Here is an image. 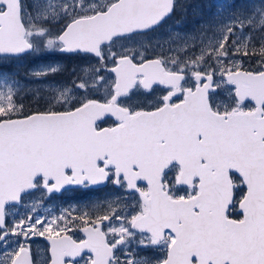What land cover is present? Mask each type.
I'll return each instance as SVG.
<instances>
[{
	"label": "snow or ice",
	"instance_id": "obj_1",
	"mask_svg": "<svg viewBox=\"0 0 264 264\" xmlns=\"http://www.w3.org/2000/svg\"><path fill=\"white\" fill-rule=\"evenodd\" d=\"M189 7L0 0V264H264V0Z\"/></svg>",
	"mask_w": 264,
	"mask_h": 264
},
{
	"label": "rangeland",
	"instance_id": "obj_2",
	"mask_svg": "<svg viewBox=\"0 0 264 264\" xmlns=\"http://www.w3.org/2000/svg\"><path fill=\"white\" fill-rule=\"evenodd\" d=\"M181 24L180 22H173L169 21L168 24L162 29L159 33L155 34L157 37H164L167 35V33L174 31V30H181ZM182 31V30H181ZM39 63V62H38ZM157 94V93H156ZM156 94L154 95V98H156ZM133 100H131V103H137L144 101V104H146V100L149 99L148 97H133ZM152 100V99H150ZM152 101L147 102V104H150ZM122 192V190H120ZM118 190L116 188L112 189L111 191L105 192L104 194H101V192L98 193H92L88 194L84 192V190H80L79 192H64L59 197L52 198L51 201H48L49 207L54 206H62L63 208H67L70 205L72 207H78L81 206L84 203L97 201V200H104L105 198H114L116 195H118ZM40 194L37 193L35 198H39ZM23 210H21L22 212ZM34 258L37 261V264H42V262L46 259V243L43 241V238L37 237L34 238V243L32 244ZM83 261L81 262V264Z\"/></svg>",
	"mask_w": 264,
	"mask_h": 264
},
{
	"label": "trees",
	"instance_id": "obj_3",
	"mask_svg": "<svg viewBox=\"0 0 264 264\" xmlns=\"http://www.w3.org/2000/svg\"><path fill=\"white\" fill-rule=\"evenodd\" d=\"M181 2L190 5L187 14L185 15L181 12H178L169 21L180 22L181 30L186 31L190 30L198 19H201V17H199L198 15L201 10L204 13L202 19H208L211 13L215 11L214 7L209 8L208 6L210 4H215L219 2V0H181ZM246 2L247 0H236L237 4H242ZM164 37H166V35Z\"/></svg>",
	"mask_w": 264,
	"mask_h": 264
},
{
	"label": "flooded vegetation",
	"instance_id": "obj_4",
	"mask_svg": "<svg viewBox=\"0 0 264 264\" xmlns=\"http://www.w3.org/2000/svg\"><path fill=\"white\" fill-rule=\"evenodd\" d=\"M160 95V93H157L156 94V96L158 97ZM137 97H139V96H136V98ZM156 97V98H157ZM149 99H147L146 100V104H147V102H149V101H153L154 99H156V98H154V96H152V97H148ZM150 99H152V100H150ZM133 100V99H132ZM130 103H131V101H130ZM137 103H139V104H144V101H141V102H137ZM145 104V105H146ZM113 122H114V119L113 118H111V117H109V118H106V120H105V122L101 125L102 127H105V126H113ZM115 187L113 186V185H111V184H108L107 186H105V187H103V188H98V189H94V190H89V191H87L86 193H88V194H91V193H93V192H95V193H98V192H101V194H104L105 192H107V190H108V192L109 191H111L112 189H114ZM81 189H77V190H71L70 192H74V191H80ZM60 195H58V196H53V198H56V197H59Z\"/></svg>",
	"mask_w": 264,
	"mask_h": 264
}]
</instances>
